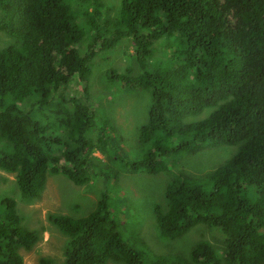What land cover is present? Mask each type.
<instances>
[{"label":"trees","instance_id":"obj_1","mask_svg":"<svg viewBox=\"0 0 264 264\" xmlns=\"http://www.w3.org/2000/svg\"><path fill=\"white\" fill-rule=\"evenodd\" d=\"M107 7L102 0H0V30L19 43L0 46V170L14 173L21 198L33 201L47 175L81 186L88 170L101 167L94 152L113 151L108 121L96 141L84 135L95 115L87 102L97 51L81 52L80 43L94 31L99 49L121 42L141 62L140 74L112 70L109 80L150 93L139 132L144 153L125 162L130 172L167 171L166 158L200 147L237 150L203 177L170 171L153 206L162 240L215 229L218 243L195 241L189 261L181 252L136 251L102 192L86 216L47 214L67 237L61 264H264V0H121L114 15ZM207 108L197 122L183 120ZM16 205L0 197V264H23L21 252L45 231L25 225Z\"/></svg>","mask_w":264,"mask_h":264},{"label":"rangeland","instance_id":"obj_2","mask_svg":"<svg viewBox=\"0 0 264 264\" xmlns=\"http://www.w3.org/2000/svg\"><path fill=\"white\" fill-rule=\"evenodd\" d=\"M102 1L108 4L107 8L113 10V15L117 14L121 0ZM2 14L0 8V18ZM83 27L87 28L86 24ZM162 41L164 42V39ZM18 44L17 38L0 30L1 47L18 46ZM80 47L81 52H84V49L97 51L90 61L92 72L88 83L93 99L87 102L88 105L93 106L95 115L92 125L84 135L87 139L96 141L101 135L104 122L108 121L106 127L110 133L109 144L113 151L110 150L109 155L98 150L94 152L99 158V162L98 160L95 162L101 164V167L88 170V181L81 186L74 184L61 173L47 175L41 197L33 201L21 198L14 181V173L0 170V197L7 195L16 200L17 213L22 217L25 225L30 228L45 226L46 229L42 239L32 250L21 252L23 264H40L39 259L43 256L52 258L53 264H60L67 237L48 222L47 214L57 212L74 218L86 216L95 208L102 192H107L111 213L114 218L119 219L118 229L133 249L152 254L176 255L181 252L189 258V251L198 239L197 234L194 230H190L170 242L162 240L153 206L163 199L166 185L173 177L170 171L174 173L181 171L194 177H203L223 164L231 154L233 155L236 146L224 144L220 149L200 147L191 152L174 154L166 158L170 162L167 171L130 172L127 169L129 164L125 162L141 158L144 153L139 132L147 121L150 93L148 90L126 88L117 80L114 82L109 80V77L112 76V70L125 73V68L132 69L133 73L138 75L142 72L139 66L141 62L132 55L133 49L131 47L127 49L121 42L115 43L112 49H99V41L94 40V31L86 32ZM160 62L162 64L164 60ZM159 65L151 63L150 67ZM209 111L210 108L201 113L193 111L183 120L186 123L197 122L207 116ZM201 226L197 225L198 228ZM205 234L213 243L219 242V234L216 230L206 229Z\"/></svg>","mask_w":264,"mask_h":264},{"label":"clouds","instance_id":"obj_3","mask_svg":"<svg viewBox=\"0 0 264 264\" xmlns=\"http://www.w3.org/2000/svg\"><path fill=\"white\" fill-rule=\"evenodd\" d=\"M259 105H260V107H262L263 109H264V98H262V99H260V101H259ZM231 145H233V144H231ZM234 146H236V145H234ZM236 150H237V146H236ZM236 150H235V152H236ZM234 152V153H235ZM96 203H97V201H96ZM217 229V228H216ZM212 230H215V229H212ZM45 231H46V229H45ZM44 233V232H43ZM218 233V232H217ZM219 234V233H218ZM64 235V234H63ZM42 237H43V235H42ZM199 239H208V240H210L209 238H207L206 237V235L205 236H198V239L197 240H199ZM210 242H212L211 240H210ZM213 243V242H212ZM37 244V243H36ZM194 246V245H193ZM192 246V247H193ZM63 250H64V248H63ZM186 258H187V256H186ZM52 259V258H51ZM63 259H64V255H63ZM53 260V259H52ZM187 260L189 261V260H191L190 259V252H189V258H187ZM62 262V261H61ZM22 263H23V261H22ZM39 263H40V260H39ZM61 264V263H60Z\"/></svg>","mask_w":264,"mask_h":264}]
</instances>
